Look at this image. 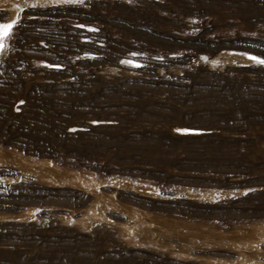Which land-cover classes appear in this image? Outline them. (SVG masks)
I'll list each match as a JSON object with an SVG mask.
<instances>
[{
	"label": "rangeland",
	"instance_id": "obj_1",
	"mask_svg": "<svg viewBox=\"0 0 264 264\" xmlns=\"http://www.w3.org/2000/svg\"><path fill=\"white\" fill-rule=\"evenodd\" d=\"M22 1L0 9V264H264V214L235 215L259 197L214 172L239 160L264 187V0ZM43 90L118 125L71 112L56 134L41 112L10 134ZM216 191L231 216L185 205Z\"/></svg>",
	"mask_w": 264,
	"mask_h": 264
},
{
	"label": "trees",
	"instance_id": "obj_2",
	"mask_svg": "<svg viewBox=\"0 0 264 264\" xmlns=\"http://www.w3.org/2000/svg\"><path fill=\"white\" fill-rule=\"evenodd\" d=\"M60 86H54V88L52 87V92H55L58 90ZM41 91L40 94V103L37 104L33 109H31L30 111H26V114L28 112V115H24V120L25 122H21L20 125L18 126H14L13 129L9 131L10 134L12 133H16V135L19 136V134H29L25 124L29 123L30 119H36L38 118V116H40L39 113H46L49 112L51 114L55 113V116H58L56 118L57 121L56 122H51L47 127H45L46 131H50V132H55L56 134L58 133H63L64 132V128L69 125V124H77V122H73L71 121L72 118H77L74 117L75 115H73V117H71V112H76L77 116H81L84 119L85 118H93V119H109L112 121H115V124H111V125H107V126H115L118 125V120L117 117H115L114 115H108V114H104V113H100V111L97 108H86V107H82L83 105L81 103H76L77 100H68V101H62L59 104H53L50 100H48V98H46L47 94L50 93L51 91ZM23 104L22 106H29L28 103V97L23 94ZM5 99V96H4ZM39 105V106H38ZM49 106V107H47ZM55 108H59L57 109L58 111H55ZM22 113L19 112V114ZM41 113V114H42ZM15 114V113H14ZM14 118H18L22 115H13ZM65 119H68V121H64ZM77 120V119H76ZM28 121V122H27ZM0 125H2V123H0ZM97 126H106V125H97ZM8 129V128H7ZM57 131V132H56ZM76 132V131H75ZM77 132H83V131H77ZM214 133V132H213ZM213 133H209L206 135H209L207 137H209L210 139H216V141H224L225 139L223 138H218L217 136L213 135ZM129 137L133 136V135H128ZM136 136L139 137H143L142 139L144 140V143H152V144H157L156 140H158V136L156 134H149V133H142V134H138ZM221 139V140H220ZM239 160H234L230 163H226L225 167L218 169L217 171H214L215 174H217L216 176H218V178L216 179V181H221V182H228L229 180V176L230 175H239L237 177L240 178V180L245 181V186L247 187L248 185H258L260 184L262 181V179H260V177L258 176H254L252 175V173L249 175V171H246L244 169H242V166L238 163ZM242 189H245L242 188ZM259 197L258 201L256 202V204L249 208V210L247 208H243V207H239L235 210V215L236 216H245L247 214L248 211H250L251 213L254 214L255 217L261 216L264 214V211L262 210L261 207V196H264V190H257V191H251V192H247L244 194L245 198L250 197V196H256ZM182 198L180 197L179 199H175L178 201H171V200H167L169 202H166L168 204H179V203H184V202H180ZM231 201V198L229 199H224V200H219V201H215L212 203V205H206V204H202V205H195L192 203H185V205H188L189 207H201V208H215L217 210H219V213L221 217H226V216H231L230 215V209L228 207L229 203Z\"/></svg>",
	"mask_w": 264,
	"mask_h": 264
},
{
	"label": "bare ground",
	"instance_id": "obj_3",
	"mask_svg": "<svg viewBox=\"0 0 264 264\" xmlns=\"http://www.w3.org/2000/svg\"><path fill=\"white\" fill-rule=\"evenodd\" d=\"M1 2H0V9H4V8H6V9H8L9 11H10V13H11V18L13 19V18H15L16 17V14H17V5H19V4H22L23 3V1L22 0H20V1H15V2H12V1H10V0H0ZM31 1V0H30ZM48 2H50V0H34V3H42V4H44V3H48ZM1 3H4L5 5H3V4H1ZM24 3H26V2H24ZM31 3H33V2H31ZM23 5V4H22ZM79 28H84V29H86V30H88L89 28H86V27H82V26H78ZM90 31V30H89ZM3 37H4V35H0V44H2V39H3ZM0 50H1V47H0ZM244 57L246 58V59H253L252 57H250L249 55H244ZM250 59V60H251ZM255 60V59H254ZM257 61V63H260L259 61L260 60H256ZM47 64H49L48 66H57V65H53V64H51V63H47ZM260 64H264V63H260ZM93 124H98L97 122H95V123H93ZM75 130H77V131H80L81 129H79V128H71L70 129V131L71 132H73V131H75ZM176 133L177 134H179V135H194V134H198L199 132H196L195 130L194 131H189V130H176ZM27 173V172H26ZM13 182H16V181H19V180H12ZM124 185H126V184H124ZM123 185V186H124ZM128 188V187H127ZM129 189V188H128ZM130 190H134V189H131L130 188ZM247 190L246 189H242V190H239L238 192H237V195H244L245 193H247L246 192ZM215 192H212V193H209V194H207V196H197L196 194L195 195H191V193L189 194V193H187L186 194V197L187 198H192V199H200V200H203V201H214V200H216V196H215V194H214ZM178 195V194H177ZM155 198L156 199H165L164 197H161L158 193H156L155 194ZM224 198H225V196H224ZM98 207H96L95 209H94V211H98ZM94 213V212H93ZM95 214V213H94Z\"/></svg>",
	"mask_w": 264,
	"mask_h": 264
},
{
	"label": "water",
	"instance_id": "obj_4",
	"mask_svg": "<svg viewBox=\"0 0 264 264\" xmlns=\"http://www.w3.org/2000/svg\"><path fill=\"white\" fill-rule=\"evenodd\" d=\"M81 57V56H80ZM83 57H97L96 54L94 53H87V54H84ZM81 57V58H83ZM49 63L53 64V65H57V66H60L58 65L56 62L54 61H50ZM235 68H239V67H235ZM64 78H70V77H67V76H63ZM99 122V125H111V124H114V121H111L109 119H101V120H98ZM90 122H86L85 124H80V125H76L77 128L81 129L82 131H85L87 130V125H89ZM212 132H215L214 129H210V130H207L205 133L209 134V133H212ZM245 189L247 190L246 192H251V191H257V190H264V187L263 186H260V185H248L247 187H245ZM215 196H216V201L217 200H221V199H225L224 196H225V193H223L222 191H216L215 193ZM160 196L161 197H164L166 200H175V199H179L181 194H176V193H173V192H161L160 193ZM230 198V197H228Z\"/></svg>",
	"mask_w": 264,
	"mask_h": 264
},
{
	"label": "snow or ice",
	"instance_id": "obj_5",
	"mask_svg": "<svg viewBox=\"0 0 264 264\" xmlns=\"http://www.w3.org/2000/svg\"><path fill=\"white\" fill-rule=\"evenodd\" d=\"M66 2H71V0H66ZM13 27L12 23L8 24H0V35H7L8 31ZM0 47H3L2 44H0ZM260 63H264V61H259Z\"/></svg>",
	"mask_w": 264,
	"mask_h": 264
}]
</instances>
